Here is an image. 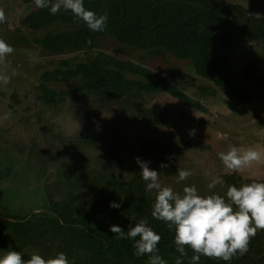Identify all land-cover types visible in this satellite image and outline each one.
Masks as SVG:
<instances>
[{
	"label": "rangeland",
	"instance_id": "374dc122",
	"mask_svg": "<svg viewBox=\"0 0 264 264\" xmlns=\"http://www.w3.org/2000/svg\"><path fill=\"white\" fill-rule=\"evenodd\" d=\"M226 1L264 18V0ZM35 10L36 5L23 0H0V39L14 48L0 61V76L8 78L0 82V255L16 250L27 259L33 253L48 258L63 252L69 264L91 262L94 256L79 248L82 244L66 248L56 233L47 234L49 227L41 220L24 245L13 225L32 216L52 219L57 205L94 207L133 182L145 188L137 157L158 171L162 186L181 195L185 186L195 185L207 196L224 195L239 178L264 182V157L239 172H229L218 159L230 146L264 154V42L243 41L237 34L228 52L226 70L251 96L248 103H240L198 76L192 61L164 50L153 56L108 35L97 39L94 50L52 54L36 40L73 28L57 22L31 29L24 22ZM98 53L161 75L202 110L167 93L145 94L129 104L86 90L53 105L42 101V86L58 93L80 88L81 77L65 79L57 72L74 69ZM156 115L160 118H153ZM180 169L192 175L179 181L175 174ZM213 180L216 187L208 189ZM112 214V209L96 213L95 226L108 230ZM263 233L257 229L255 236Z\"/></svg>",
	"mask_w": 264,
	"mask_h": 264
},
{
	"label": "trees",
	"instance_id": "16d2710c",
	"mask_svg": "<svg viewBox=\"0 0 264 264\" xmlns=\"http://www.w3.org/2000/svg\"><path fill=\"white\" fill-rule=\"evenodd\" d=\"M23 1L35 5V0ZM84 6L97 14H107L104 31H89L83 21L64 9L52 15L47 8H38L24 23L34 30L57 22L73 28L36 40L37 45L52 54L94 50L97 39L108 35L129 47L150 51L153 56L160 55L164 50L178 60L192 61L198 76L212 82L233 100L240 103L250 101L251 96L226 70L228 52L237 34L243 41L264 42V18L250 16L245 8L226 0H84ZM57 74L65 79L81 77L83 85L63 93L42 86L41 99L47 105L86 90L97 97L122 99L128 104L145 94L167 93L187 106L202 110L198 103L161 75L104 53H98L74 69L58 71ZM232 179L229 177L228 183H233ZM251 181L239 178L235 185ZM122 192L127 195H122ZM110 202L118 203L120 207L111 208ZM153 203L154 192H146L144 187L133 182L128 189L121 187L118 193H112L110 200L99 202L94 207L57 205L54 218L32 216L26 221L15 223L13 228L18 242L24 245L29 235L37 232L41 220L49 227L47 234L56 233L66 248L82 244L79 248L94 256L88 264H145L148 256L138 257L132 240L115 237L109 229L95 226L96 213L112 209L111 225H119L125 231L140 220L147 221L161 237L158 254L167 264H177L180 254L175 251L174 230L152 218ZM186 251L187 256L182 258L183 264H188V258L193 255L190 249L186 248ZM263 252L264 233L250 238L248 251L244 255L237 253L229 262L202 255L199 264H264Z\"/></svg>",
	"mask_w": 264,
	"mask_h": 264
},
{
	"label": "clouds",
	"instance_id": "9594fccd",
	"mask_svg": "<svg viewBox=\"0 0 264 264\" xmlns=\"http://www.w3.org/2000/svg\"><path fill=\"white\" fill-rule=\"evenodd\" d=\"M35 5L47 8L52 15L62 8L70 11L94 33L104 31L107 25V14L86 9L84 0H55L54 3L52 0H35ZM2 19L3 12H0ZM13 52L14 48L0 39V61ZM0 82L7 83L8 78L0 76ZM262 157L264 154L251 147L230 146L226 152L218 153V159L229 172H239L253 162H259ZM136 163L145 181V191L154 192L152 218L174 230L175 251L180 254L177 264H183L182 258L187 256L186 248L193 252L188 264H199L202 255L229 262L237 253H247L250 238L255 236L257 229H264V182L253 180L240 186L229 185L224 195L213 193L207 196L200 195L195 185L185 186L181 195L171 187L162 186L158 171L151 169L148 162L137 157ZM161 167L167 165L162 164ZM175 175L179 181H184L192 172L180 169ZM207 187L214 189L216 181L213 180ZM109 207L118 209L120 204L110 202ZM109 231L115 237L132 240L135 254L138 257L147 255L148 264H167L158 254L161 237L147 221L140 220L134 226H128L126 231L119 225H110ZM2 252L0 264H69L63 252L48 258L33 253L27 259L16 250Z\"/></svg>",
	"mask_w": 264,
	"mask_h": 264
}]
</instances>
